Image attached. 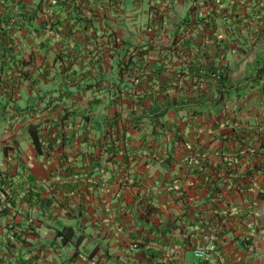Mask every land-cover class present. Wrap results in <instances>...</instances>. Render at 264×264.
<instances>
[{
	"label": "crops",
	"instance_id": "1",
	"mask_svg": "<svg viewBox=\"0 0 264 264\" xmlns=\"http://www.w3.org/2000/svg\"><path fill=\"white\" fill-rule=\"evenodd\" d=\"M182 1L122 0L115 11L113 4L93 0L86 12L87 37L78 32L74 40L52 31L42 37L29 34V72H42L38 82L18 81L19 68L7 62L3 67L0 61V264H124L119 255L113 263L107 247L129 249L123 255L132 264H178V255L185 264H199L193 255L196 244L209 248V258L201 264H220L218 253L226 257L225 264H264V155L245 153L228 174L223 167L226 161L232 163L240 147L223 136L245 132L254 141L264 138V123L259 128L244 121L264 115L256 106L260 95L254 84L222 111L192 116L188 109L170 110L164 116L167 127L159 134H150L152 125L142 121L139 128L119 135L129 124L133 103L141 104L135 108L142 113L168 101L186 102L197 92L191 90L196 87L191 69L198 54L193 37L197 28L182 21ZM243 1L249 3L193 0L217 14L235 8L243 13L239 7L248 6ZM224 35L217 28L208 32L203 65H216ZM46 37L50 43L40 46ZM14 44L22 55L19 42ZM119 58L125 63L121 76ZM134 85L137 95H130ZM150 85L152 94L146 91V96L143 91ZM119 104L127 109L119 112L115 135L131 142L117 155L126 172L114 175L107 166L103 179L66 176L64 168L80 165L76 156L88 148L84 134L98 137L102 121L112 115L108 111ZM29 124L37 125L44 140L56 141L42 154L32 143ZM174 132L179 139L170 179H156ZM149 142L153 151L146 148ZM193 154L196 162L187 169L184 158ZM181 175L185 179H173ZM219 231L224 234L219 236ZM235 236H251L253 249L240 248Z\"/></svg>",
	"mask_w": 264,
	"mask_h": 264
},
{
	"label": "trees",
	"instance_id": "2",
	"mask_svg": "<svg viewBox=\"0 0 264 264\" xmlns=\"http://www.w3.org/2000/svg\"><path fill=\"white\" fill-rule=\"evenodd\" d=\"M92 1L93 0H80L79 2L77 0H50L49 3H46L45 0H32L31 3H28L25 0H0V5L4 8L12 5H16L18 7L15 11H12V9H1L0 7V61L2 63V66L4 67V64L7 62L11 65L17 66L18 68H22L23 65L30 63V60L32 59L31 53L29 54V60H26L21 59L18 52L15 51L14 39L10 40L8 36L16 32H22L26 34L29 33L34 34L37 37H42V33L44 31H52L55 34H59L63 37H69L72 40L76 38L75 34L78 32L81 34V36L87 37L88 28L90 26V17L85 11H83L81 6L85 2L86 4L90 5ZM228 1H232L231 3L233 4L239 3V0ZM97 2L101 4H113L115 11H118L119 5L122 0H97ZM248 2H250V0ZM253 3L254 5L252 7H247L245 6L247 4V1H243L242 5L246 8L240 9L241 7H239V10H242L243 13L237 11L238 8L230 10L229 14L233 15L232 18L228 17L229 15H226L227 11L225 10L222 11V13H224V16L221 13L218 14V16L220 15V19H223L224 22L231 21V23L236 24L240 22H250L251 19L257 18L256 21L258 22H256L255 24H261L264 22V0H254ZM63 7L66 11L64 15H61V10H63L61 8ZM194 7V5H191V12L182 17V21L184 23L187 22V24L191 25L192 23L196 22L195 18H193L192 16L194 12H197V9H194ZM60 17L63 18L60 19ZM214 24L215 23H209L208 21L206 22L205 26L210 33H213L215 30L213 28ZM49 39V37H46L44 41L39 42V45L41 46L42 43L47 42ZM208 39H210V36L208 37ZM229 45V41L224 42L221 46L222 50H228ZM197 46L198 50L203 49V47L198 43ZM207 49L208 47H206L202 51L205 55H207L208 53ZM214 51L216 52V50ZM119 55H121L120 52ZM196 56H198L197 53H195L193 57L194 60ZM133 63L135 62L131 60L130 64L132 65ZM117 64L118 76H121L122 71L125 68V63L123 60H121V58H119L117 59ZM245 70L246 71L244 72L243 82H229V85L225 86L227 84L226 82L228 77L224 68H222L220 71H217L215 65H213L212 63H210L209 65H202V63L200 65L195 64L191 69L192 75L195 78V81L192 85L196 86L191 90L192 92L197 91L193 99H189L186 102L168 101L159 106L154 105L153 107L148 108L146 112L142 113H138L137 109L135 108L136 106H140L141 104L133 103L128 111L129 124H125L121 130L119 127V121L121 120L119 117V112H117L116 110L113 111L112 115L105 118L102 121L100 128L97 129L99 130L98 137L91 138L89 134H84V136L82 137V141L88 146V148L85 151H81L76 156V158L80 160V165H67L64 168L63 171L65 172V175L68 177L76 175L77 179H103V173L108 171L107 166L114 170V175H116L118 171L125 173L126 169H123L121 167L120 160L117 159V155H123L125 147L131 142L124 141L122 140L123 138H117V136L115 135V131L119 129L121 131L119 135H121L122 137L124 133L123 130L127 128H139L137 124L145 121L148 124L152 125L150 134H152L153 131L159 134V130L167 127V121L164 119V116L170 110L179 111L182 109H188L189 113L192 116L201 114L203 113V111H222L230 105V102L233 100V98L237 99V101L241 100L242 94H240V91L247 88L249 84L255 85V90L260 95V99L257 100L256 106L260 109L261 113L263 112L264 114V57L248 62L246 64ZM41 73L42 72L34 75L33 73L29 72V79H31L32 82H38L39 75L40 77L42 76ZM178 76H180V73ZM26 78L22 77L19 74L17 76L18 81ZM121 89V87H117L115 89V93L120 94ZM135 89V85L131 86L129 90L130 95H137V91H135ZM151 90L152 86L150 85L149 88L144 89V95L148 96V94L145 93L146 91H149V94H152ZM226 101H228V103L225 104ZM256 114L257 113H255V118L257 117ZM244 121L254 126L257 125L259 128H261L262 123H264V115L259 119L254 120H252V117L250 116ZM29 132L32 143L37 149V152H39L40 154H42L44 150L47 151L49 146H52L56 142H51L50 139L44 140L38 132L37 125L29 124ZM260 132L264 133V130L261 129ZM57 136L55 138H57ZM151 139L152 141H156L157 136L153 135ZM177 139H179L177 132H174L173 139L169 142V144H166L164 155L162 156L160 161L158 160V156L155 155L154 152L151 153L153 155L152 157L156 158L155 160H157V162L159 161L160 165V174L156 179H170L167 174L168 170L172 167L173 162H175L176 160V158L174 157V149ZM223 139L236 140L240 145L237 151H235V155L231 157L232 163L229 164L226 161L223 164V167L226 168L227 174L235 171L236 167L240 165V161L242 160V158L245 157V153L251 155L255 153H262L264 155V138H256L255 148H252V144L255 141L248 139L245 132H242L240 136H238L237 134H234L231 137L229 135L223 136ZM45 143H47L46 146L44 145ZM146 144L147 150L153 151L151 142ZM245 145H247L248 147L244 148ZM96 149L98 150L97 153L95 152ZM186 158H184V163H186ZM233 161L234 165H232ZM185 168H187V166ZM252 171V169H249L246 172L248 174H252ZM139 178L137 176H134V179ZM123 179L128 178L124 177ZM173 179H185V176L181 175ZM215 188H217V185L215 186ZM225 232H228V230H226ZM61 233H63V231H61ZM218 234L219 236H221L224 234V231H219ZM235 237L238 238L240 248H243L245 250L253 249L252 246H254V240L253 238H251V236ZM217 246L218 242H216L214 248H217Z\"/></svg>",
	"mask_w": 264,
	"mask_h": 264
},
{
	"label": "rangeland",
	"instance_id": "3",
	"mask_svg": "<svg viewBox=\"0 0 264 264\" xmlns=\"http://www.w3.org/2000/svg\"><path fill=\"white\" fill-rule=\"evenodd\" d=\"M28 3H31L32 0H25ZM46 3H49L50 0H45ZM78 2L80 0H77ZM126 1V0H124ZM130 1V0H128ZM201 1V0H200ZM254 0H250L249 3H247V7H252L254 5ZM9 3V2H6ZM92 4H82V9L85 12L90 13V10L92 8ZM182 7L179 8V13L180 16H186L187 13H190L192 8L191 5H194V9L196 8L197 12H192L193 18H195L196 22L192 23L191 25L188 24V26H191L197 29L193 30V37H194V49H197V43L203 47V49L198 50V56L195 57L194 63L197 65H202L205 62L206 55L202 52L206 47H208L207 38L208 36V30L206 28V22L208 20H213L215 21L214 27L219 29L220 32L224 33V39L225 42L229 41L230 45L228 50H223L221 52L222 55L219 57H216L214 60V63H216L215 66L220 65V68H224V70L227 73V84L225 86H228L229 82L230 83H241L243 82V76L244 72L246 71V64L252 60L263 58L264 57V22L261 24H255V22L252 21L250 22H240L238 24L236 23H231V21L224 22L223 19H220V15L216 13L215 8L207 7V6H200V3L193 2V0H185L184 2L182 1ZM1 9H12V11H15L18 7L16 5L12 6H7V8H4L1 6ZM225 11L229 9H224ZM223 10V11H224ZM201 13V14H199ZM230 12L227 11L226 15H230ZM221 14L224 16V13L221 12ZM223 21V22H222ZM233 21V20H232ZM202 24H200V23ZM199 25V27H198ZM205 27V28H204ZM199 28V29H198ZM215 28V29H216ZM226 37H229L227 39ZM232 37V38H231ZM15 41L19 42V50L24 54L21 55L19 54V57L21 59H28L29 60V33H22V32H16L14 33V38ZM50 40V39H49ZM49 40L47 41V44H49ZM236 41V42H235ZM235 42V43H234ZM23 43V44H22ZM33 66V65H32ZM34 67V66H33ZM29 63L26 65H23L22 68H19L18 74L21 75L22 77H28L29 79ZM189 94V92H187ZM185 95V93H184ZM228 103V101L225 102V104ZM117 112L123 113L127 107L125 105H115L114 109ZM112 109L108 111V114L113 113ZM103 115V114H101ZM101 117V116H98ZM106 243V241L104 240ZM77 243V242H76ZM94 246V245H93ZM91 246V248L93 247ZM108 252L112 253L113 256V263L116 260V255H119L121 257L120 261L124 262V264H132L128 263L125 260L124 253H129L130 250L125 247V249L122 247V249L119 248H113V247H107ZM127 250V251H126ZM102 251V250H101ZM103 252V251H102ZM138 264V263H136Z\"/></svg>",
	"mask_w": 264,
	"mask_h": 264
},
{
	"label": "built area",
	"instance_id": "4",
	"mask_svg": "<svg viewBox=\"0 0 264 264\" xmlns=\"http://www.w3.org/2000/svg\"><path fill=\"white\" fill-rule=\"evenodd\" d=\"M201 14V13H199ZM196 162V157L195 155H190L186 158V166L187 169H190L191 166ZM3 207V204L0 205V209ZM180 249V246L178 247ZM193 255L196 259L200 260L199 264H201V262H203L204 260H207L209 258L210 252H209V248L201 245V244H196L195 248L193 249ZM177 262L178 264H185L186 262L184 261V258L182 257V255H178L177 257ZM217 260L220 264H225V260L226 257L224 256V254L222 253H218L217 256Z\"/></svg>",
	"mask_w": 264,
	"mask_h": 264
}]
</instances>
